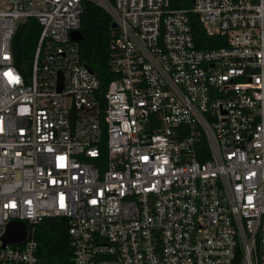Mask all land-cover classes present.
Wrapping results in <instances>:
<instances>
[{
	"label": "built area",
	"instance_id": "built-area-1",
	"mask_svg": "<svg viewBox=\"0 0 264 264\" xmlns=\"http://www.w3.org/2000/svg\"><path fill=\"white\" fill-rule=\"evenodd\" d=\"M84 1L0 0V264H39L46 217L73 264H264V0H89L117 23L106 90L71 36Z\"/></svg>",
	"mask_w": 264,
	"mask_h": 264
},
{
	"label": "trees",
	"instance_id": "trees-1",
	"mask_svg": "<svg viewBox=\"0 0 264 264\" xmlns=\"http://www.w3.org/2000/svg\"><path fill=\"white\" fill-rule=\"evenodd\" d=\"M190 4V0L187 1ZM80 31L81 60L95 72L106 90L115 77L110 68V44L116 31L112 27V17L101 6L85 0ZM180 6H185L184 3ZM35 20V21H34ZM197 21L196 19L194 22ZM41 27L34 18H29L19 38L20 70L28 76L36 50ZM196 38L200 47H214L206 41L202 27L196 26ZM217 46H219L217 44ZM105 135L103 143H106ZM67 217H46L38 226L39 264H73V247L68 233Z\"/></svg>",
	"mask_w": 264,
	"mask_h": 264
},
{
	"label": "water",
	"instance_id": "water-1",
	"mask_svg": "<svg viewBox=\"0 0 264 264\" xmlns=\"http://www.w3.org/2000/svg\"><path fill=\"white\" fill-rule=\"evenodd\" d=\"M112 27L115 29L117 28V23L112 22ZM24 28V24L21 23L18 26V29L14 35L13 42H12V48H13V54L15 58L16 65H19L20 60V44H19V38L20 34ZM71 36L74 40L81 41L82 40V33L80 30H75L71 33ZM26 225L24 222H11L8 225L7 232L5 234V241L6 242H20L24 240L26 236Z\"/></svg>",
	"mask_w": 264,
	"mask_h": 264
},
{
	"label": "rangeland",
	"instance_id": "rangeland-1",
	"mask_svg": "<svg viewBox=\"0 0 264 264\" xmlns=\"http://www.w3.org/2000/svg\"><path fill=\"white\" fill-rule=\"evenodd\" d=\"M35 21V20H34Z\"/></svg>",
	"mask_w": 264,
	"mask_h": 264
}]
</instances>
